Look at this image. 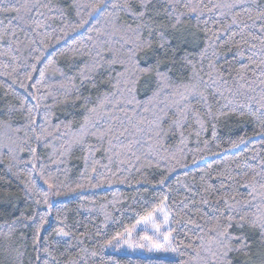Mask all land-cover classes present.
I'll use <instances>...</instances> for the list:
<instances>
[{"label": "trees", "instance_id": "1", "mask_svg": "<svg viewBox=\"0 0 264 264\" xmlns=\"http://www.w3.org/2000/svg\"><path fill=\"white\" fill-rule=\"evenodd\" d=\"M99 2L0 4V264H196L194 250L209 242V229L225 210L223 200H250L245 185L262 170L264 126L242 106L258 108L264 102V31H259L264 19L257 11L264 9V0H243L248 11L229 9L236 0H180L172 18L165 12L167 0H153L149 22L163 31L167 43L161 48L153 36L152 47L139 52L137 63L146 67L159 61L170 84L160 85L163 91L148 113L137 109L127 115L132 123L140 115L161 117L158 141L154 134L149 139L147 125L133 135L124 112L112 109L115 101H105L107 111H89L116 92L113 85L124 71L120 63H110L111 56L123 60L127 54L121 47L124 33L115 27H135L124 11L95 12ZM132 8L139 10L136 0ZM142 34L149 36L147 29ZM253 52L255 63L249 59ZM185 56L209 83L201 86L207 103L189 98L181 113L171 82H188L193 69ZM156 88L154 73L142 76L136 100L144 103ZM113 112L129 127L123 136ZM109 124L113 136L100 139V129ZM257 189L264 192L258 184ZM162 201L176 258L105 251L109 240ZM60 229L69 235L58 236ZM230 232L251 238L249 252L230 253L231 264H264L257 229L234 222Z\"/></svg>", "mask_w": 264, "mask_h": 264}, {"label": "snow or ice", "instance_id": "2", "mask_svg": "<svg viewBox=\"0 0 264 264\" xmlns=\"http://www.w3.org/2000/svg\"><path fill=\"white\" fill-rule=\"evenodd\" d=\"M139 4V10L132 8V0H100L99 3L96 4L94 11L101 12V9H107L111 7L113 10L124 11L126 14L130 16V18L135 23V27L131 24L117 26L115 27V31L123 32L124 35L121 37V47L127 49V54L124 56L123 60L118 59L116 56H111L110 63L116 64L120 63L121 67L124 69L123 72L118 73V79L116 80L113 87L116 89L115 93L106 94L102 97V101L100 105L90 109L89 111L92 113H97V108H101L107 111V104L105 101L112 103V109L123 111L125 117H127L129 124L131 125L133 131V135L135 133L143 132L144 126L147 125L150 128L149 139H152V134L155 135L157 141L162 133V129L160 128V124H162L163 119L153 113L155 120H149L146 115H140L139 118L132 123V117L127 115L130 110L134 115L137 113V109H143L144 113H148L154 107V99L159 98L163 89H161L160 85H168L170 84L169 75L166 72H162L159 68V61L155 65H148L146 67H141L137 63L138 54L145 49H150L152 47V37L157 36L160 41V47L163 48L166 46V41L164 37L163 31L159 29L153 28L152 24L149 22L153 18L148 16L149 6L152 4L153 0H136ZM255 2V0H253ZM3 3V0H0V4ZM180 3V0H167L168 7L165 8V12L168 14L169 18H172V13L176 10L177 4ZM184 7L190 8V11L195 13L197 12V7L191 6L190 4H184ZM47 7V5H45ZM218 7L217 5H212V8ZM229 9L241 7L244 11H248L247 8H244L243 0H236V3L228 5ZM131 9V11H129ZM7 10V9H2ZM14 11H19L18 8L13 6ZM31 11V9H29ZM211 11V8H209ZM258 11V19H264V9H257ZM102 14V13H101ZM91 16L92 13L90 12ZM147 17V19H145ZM251 15L249 19H251ZM179 20V17H176ZM236 21L233 20V23ZM87 23L84 21L79 26L83 27V24ZM39 27V24H37ZM147 29L149 36L148 38L143 37V30ZM259 31H264V25L261 26ZM252 35L251 32L248 33ZM14 35V33H13ZM262 43H264V39H262ZM251 47H255L252 45ZM207 49L204 50L206 52ZM204 52L201 53V58L204 56ZM243 55V53H241ZM256 55L253 52L252 57H249L250 60H253V57ZM184 63L191 67L193 70L189 74L188 82L176 81L171 82L175 84V94L179 95L180 99L178 101H174L179 111L183 113L188 107L189 98H197L204 103H207V97L204 95V92L201 90V86H207L209 81H206L199 75V73L195 69V64H193L192 60L185 56L183 58ZM253 63L255 61L253 60ZM260 65H264V60L260 61ZM258 65V67L260 66ZM134 68V71L130 69ZM155 74L157 88L153 92V96L149 97L147 101L141 103L137 101L135 98V91L137 85L139 84L140 78L142 76L148 74ZM43 74V73H42ZM211 79V77H210ZM212 83H215L213 80ZM226 83V82H225ZM242 87V86H241ZM182 90V91H181ZM125 94H127L125 96ZM223 95V93H220ZM119 97V98H117ZM181 103H183L184 107L180 108ZM242 107L249 108L252 111L253 115H255L260 121L262 126H264V102L259 103L258 108H252V106L246 105ZM98 114V113H97ZM211 114V113H209ZM88 118L86 117V121ZM112 120L119 121L122 125V130H118L119 136H123L125 133L129 132V127L124 124V121L120 119L119 116L112 113ZM7 127H11V125H6ZM35 131V129H32ZM87 132V129H85ZM105 135L113 136V128L111 124L107 129H100V139H103ZM114 138H118L115 137ZM137 141H130L127 147L131 149L132 144ZM243 142V141H241ZM111 143V140H109ZM123 146V145H122ZM3 147H7L6 145ZM9 154H11V149L9 148ZM31 152H35V149H30ZM115 155H119V153H114ZM15 159V157H13ZM111 159V157H110ZM35 167V165H33ZM261 171L255 172L252 179L254 183L246 184L245 187L249 189L250 200L245 202H240L235 200V197H232V202L229 203L228 199H224L223 202L225 204V210L219 214V216L215 219V227L209 229V242L204 245L199 246L198 249L194 250V257L196 260V264H231L229 260L230 253H247L251 249V238L247 235H232L230 229L234 226L243 228L245 224L250 227L258 230V241L261 245H264V192H261L257 189V184L259 185V189H264V161L261 162ZM247 175V173H245ZM259 178V179H257ZM229 179H232L229 177ZM224 186V185H222ZM51 187V185H50ZM205 191H209L205 189ZM46 196L47 194L44 193ZM259 198V203H256ZM40 201H37L39 203ZM204 204H208L209 201L207 199H203L201 201ZM219 202V198H218ZM255 208L256 211L252 212L251 209ZM247 209V210H246ZM242 213V214H241ZM221 217H226V219H222ZM43 219V217H41ZM151 220V217H148ZM167 216H165V222L167 223ZM39 233V227L37 228V234ZM60 237H67L68 232L60 229L57 233ZM131 235V234H129ZM164 241L169 242V237L164 236ZM156 249L161 247L160 244H156L153 246ZM165 250H172L170 246L165 247ZM47 251V249H45ZM94 255V253H93Z\"/></svg>", "mask_w": 264, "mask_h": 264}, {"label": "rangeland", "instance_id": "3", "mask_svg": "<svg viewBox=\"0 0 264 264\" xmlns=\"http://www.w3.org/2000/svg\"><path fill=\"white\" fill-rule=\"evenodd\" d=\"M165 216L168 218L167 223ZM148 217H151V220ZM166 235L169 237V242L164 241ZM156 244H160L161 247L154 248ZM168 246L172 250L166 251L165 247ZM105 251L133 256L176 258L170 214L166 202H160L150 212L137 219L129 229L109 240L105 245Z\"/></svg>", "mask_w": 264, "mask_h": 264}]
</instances>
